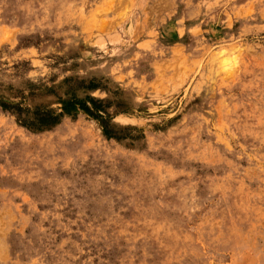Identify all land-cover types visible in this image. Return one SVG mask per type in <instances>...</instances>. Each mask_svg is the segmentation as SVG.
I'll list each match as a JSON object with an SVG mask.
<instances>
[{
    "label": "rangeland",
    "instance_id": "obj_1",
    "mask_svg": "<svg viewBox=\"0 0 264 264\" xmlns=\"http://www.w3.org/2000/svg\"><path fill=\"white\" fill-rule=\"evenodd\" d=\"M0 264H264V0H0Z\"/></svg>",
    "mask_w": 264,
    "mask_h": 264
},
{
    "label": "trees",
    "instance_id": "obj_2",
    "mask_svg": "<svg viewBox=\"0 0 264 264\" xmlns=\"http://www.w3.org/2000/svg\"><path fill=\"white\" fill-rule=\"evenodd\" d=\"M16 111H17L19 114L22 112V110H20V109H18V110H16ZM19 114H18V115H19ZM41 115H42V117H40L39 120H37V123H39V125H44V123H47V122H50L51 124H54V123L56 122V119H55V118H51L50 116H48V115L45 114V113H42ZM19 119H20L21 123L24 124V126H28V127L32 128L31 126H29V125H31V124H27V122H26L27 120L21 118L20 115H19ZM34 129H35V128H34Z\"/></svg>",
    "mask_w": 264,
    "mask_h": 264
}]
</instances>
